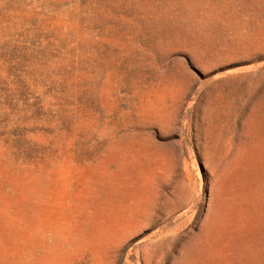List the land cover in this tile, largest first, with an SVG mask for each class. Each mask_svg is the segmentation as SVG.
<instances>
[{"label": "rangeland", "instance_id": "rangeland-1", "mask_svg": "<svg viewBox=\"0 0 264 264\" xmlns=\"http://www.w3.org/2000/svg\"><path fill=\"white\" fill-rule=\"evenodd\" d=\"M0 264H264V0H0Z\"/></svg>", "mask_w": 264, "mask_h": 264}]
</instances>
